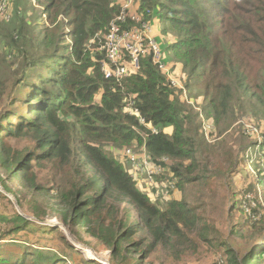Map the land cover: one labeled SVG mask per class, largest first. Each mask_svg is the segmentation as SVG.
<instances>
[{
	"label": "trees",
	"instance_id": "trees-1",
	"mask_svg": "<svg viewBox=\"0 0 264 264\" xmlns=\"http://www.w3.org/2000/svg\"><path fill=\"white\" fill-rule=\"evenodd\" d=\"M10 1L11 15L0 21L11 26L0 45L3 55L23 57L8 95L0 96V171L13 183L1 181L4 190L21 209L27 202L37 221L55 216L75 242L108 251L110 264H145L158 248L181 247L183 254L189 245L196 249L210 242L207 229L199 227L198 217L182 199L185 186L207 174L197 169L208 147L198 112L150 53L120 81L106 80L101 72L104 37L124 0ZM134 3L145 22L152 25L157 19L174 37L169 49L187 75L184 85L189 89L192 81L201 82L208 98L202 111L220 133L241 98L252 99L264 117V0ZM62 26L69 43L63 41ZM18 141H25L26 148L10 146ZM130 146L145 149L163 168L149 193L139 189L120 159ZM250 146L264 151V135L260 144ZM46 165L53 169H44ZM252 168L256 184L263 186L264 163ZM44 170L51 175L40 179ZM163 191L164 199L159 198ZM174 191L182 194L179 199ZM162 202L165 207L157 205ZM31 224L19 214H0V225L9 230L0 241L14 232L28 233ZM37 229L59 232L57 227ZM58 239L68 256L26 244L15 264H70L73 255L82 261L65 236ZM217 245L224 247V264H261L264 255V243L243 257L225 243Z\"/></svg>",
	"mask_w": 264,
	"mask_h": 264
},
{
	"label": "rangeland",
	"instance_id": "rangeland-1",
	"mask_svg": "<svg viewBox=\"0 0 264 264\" xmlns=\"http://www.w3.org/2000/svg\"><path fill=\"white\" fill-rule=\"evenodd\" d=\"M9 3L11 4L10 0H0V19H7L5 21H8L11 15L9 14ZM9 23L0 21V44L3 36L9 34V26H11ZM57 24L58 20L51 27L54 28ZM152 25L153 35L163 52V60L167 69L171 72V77L178 80L180 87L177 86V88L183 92L188 106L193 107V110L198 112V121L201 124L200 131L208 144L207 151L198 158L200 164L197 168L206 169L207 174L201 176L200 180L198 178L194 183L185 186L182 199L198 217L199 227L207 229L211 241L199 243L196 249L193 248V245H189V250L183 254H181V247L171 251H163L158 248L149 256L145 264H224L226 260L224 247L220 249L217 244L225 243L238 256L243 257L248 250L259 243H264V185L256 184L257 176L254 175L255 172H252L253 163L258 165L264 163V151L262 149L256 152L250 146L254 142L260 144L262 141L264 117L261 116L260 109L252 99L241 98V100L235 102L233 115L228 120L226 130L220 133L212 120L205 117L202 111L208 102V98L203 94L204 87L199 85L201 82L195 83L192 81L189 89H186L184 85L187 75L183 74L182 69H179L180 65L174 62L175 57L169 49L174 37L170 32H165L157 19ZM61 31L64 34L63 37H65L63 41L69 43V40H66L67 27L62 26ZM31 47L35 48L34 46ZM101 49L103 50V48ZM0 56V96L5 98L13 81L16 80L15 73L19 69V63L23 56L19 54V58L15 60L13 54L12 56L9 53L3 55L1 45ZM37 56L38 54H36ZM14 63L17 64L14 65ZM174 65H178V67L173 69ZM45 73H48V71H45ZM202 120L206 124L205 131L202 128ZM10 146L14 150H23L26 148L27 143L25 141L11 142ZM124 149H131L135 153H139L133 146ZM242 149H245L246 152H243ZM122 151L120 159L128 171V164L123 159ZM230 153L232 156L228 163L227 155ZM44 169L53 168L46 165ZM50 175L51 173L48 170H44L39 174V178L47 179ZM206 176L207 179L205 180ZM0 177L2 179H0V214L8 218L19 214L32 223L28 227L29 234L22 231L11 233L9 237H3V240L6 239L3 242L6 243L0 244V262L15 264L25 252L26 244L33 247L32 249H50L64 255L67 247L58 241V238L62 235L81 255L82 261L90 260L83 252L88 250L94 258L101 261L99 264H107L106 262L110 264L108 251L99 252L100 250H93L87 245L75 242L65 227L59 224L55 216L47 217L45 221H37L29 211L27 202L23 203L24 207L21 209L17 199L5 191L2 186L1 181L6 182L8 185L13 184L8 175L0 171ZM10 195L12 199L9 197ZM181 195L180 192L174 191L173 196L178 199ZM165 196L166 194L164 195L163 191L159 198L164 199ZM152 199L153 201L157 199L155 194L152 195ZM162 203L157 205L165 207L166 204ZM37 226L43 229L57 227L59 232H55L54 235L42 234ZM8 232L7 226L0 225L1 236L7 235ZM80 260L81 258L78 255L69 258L70 264H83ZM259 262L264 264V255L259 258Z\"/></svg>",
	"mask_w": 264,
	"mask_h": 264
},
{
	"label": "built area",
	"instance_id": "built-area-1",
	"mask_svg": "<svg viewBox=\"0 0 264 264\" xmlns=\"http://www.w3.org/2000/svg\"><path fill=\"white\" fill-rule=\"evenodd\" d=\"M103 50L105 61L101 64V72L106 80L120 81L137 71L141 57L150 53L153 63L168 77L170 83L180 87L178 80L171 77V72L167 69L163 52L153 35L152 25L145 22L136 11L134 0L122 2L119 13L109 23ZM184 100H187L186 97ZM134 114H137L136 111ZM205 127L206 124L202 120L204 131ZM137 152L139 153L124 149L122 156L128 164L129 175L136 181L139 189L149 193L156 186L155 179L162 173L163 168L150 160L145 149L140 148ZM162 163L166 165L168 161L163 159ZM1 243L5 242L0 241Z\"/></svg>",
	"mask_w": 264,
	"mask_h": 264
},
{
	"label": "bare ground",
	"instance_id": "bare-ground-1",
	"mask_svg": "<svg viewBox=\"0 0 264 264\" xmlns=\"http://www.w3.org/2000/svg\"><path fill=\"white\" fill-rule=\"evenodd\" d=\"M83 252L88 259H94L93 255L88 250H84Z\"/></svg>",
	"mask_w": 264,
	"mask_h": 264
},
{
	"label": "water",
	"instance_id": "water-1",
	"mask_svg": "<svg viewBox=\"0 0 264 264\" xmlns=\"http://www.w3.org/2000/svg\"><path fill=\"white\" fill-rule=\"evenodd\" d=\"M3 193H5L3 190H2ZM11 198V195L9 196ZM12 199V198H11ZM76 247V246H75ZM92 261H96L98 263H101V261L98 259V258H94V259H90ZM106 262V261H105ZM108 264V262H106ZM103 264V263H102Z\"/></svg>",
	"mask_w": 264,
	"mask_h": 264
},
{
	"label": "crops",
	"instance_id": "crops-1",
	"mask_svg": "<svg viewBox=\"0 0 264 264\" xmlns=\"http://www.w3.org/2000/svg\"><path fill=\"white\" fill-rule=\"evenodd\" d=\"M172 131L171 129H166V132ZM176 197V196H175Z\"/></svg>",
	"mask_w": 264,
	"mask_h": 264
}]
</instances>
